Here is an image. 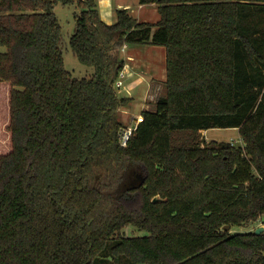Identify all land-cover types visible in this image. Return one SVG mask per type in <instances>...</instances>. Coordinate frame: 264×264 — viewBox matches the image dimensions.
<instances>
[{"label": "trees", "instance_id": "16d2710c", "mask_svg": "<svg viewBox=\"0 0 264 264\" xmlns=\"http://www.w3.org/2000/svg\"><path fill=\"white\" fill-rule=\"evenodd\" d=\"M58 3L79 9L70 45L89 78L66 67ZM139 3L159 21L0 0V264H264V232L225 229L264 217V0ZM133 44L165 47L166 94L124 146L132 98L116 82ZM213 128L244 146L205 142Z\"/></svg>", "mask_w": 264, "mask_h": 264}, {"label": "rangeland", "instance_id": "374dc122", "mask_svg": "<svg viewBox=\"0 0 264 264\" xmlns=\"http://www.w3.org/2000/svg\"><path fill=\"white\" fill-rule=\"evenodd\" d=\"M98 4V3H97ZM157 6V5H156ZM99 7V6H98ZM63 27L64 36V58L66 67L72 72L76 78H89L94 75L95 69L80 62L74 54L70 37L75 29V12L79 11L76 6H65L58 3L55 7ZM104 17H109L108 8H99ZM139 21L156 22L160 19V13L155 7L146 6L140 13H136ZM115 19V18H114ZM6 50L0 46V53ZM125 50H120V56L126 58L128 55L132 57L128 69L131 77H126L124 86L119 89V95L123 97H131L132 101L129 106L122 107L119 111V119L126 128L136 127L137 119L144 110H154L157 100L165 96L166 86L163 80V68L166 69V49L159 45H140L133 44ZM139 51V52H137ZM137 52V53H136ZM126 60V59H125ZM201 137L205 142L226 141L234 143L236 146H244L245 142L236 128H213L202 130ZM134 176L133 178H135ZM264 226V217L262 219L244 224L242 226H232L229 230L232 234L254 232L258 227ZM128 236L145 235L147 232L129 228L125 232ZM105 264H129L123 260L117 262L115 260H106Z\"/></svg>", "mask_w": 264, "mask_h": 264}, {"label": "crops", "instance_id": "0c3cea01", "mask_svg": "<svg viewBox=\"0 0 264 264\" xmlns=\"http://www.w3.org/2000/svg\"><path fill=\"white\" fill-rule=\"evenodd\" d=\"M97 3H98L97 6H99L98 10H99V8H103V7L108 8L110 18L104 17V15L100 12V10H99V13H100L101 18L109 24L116 22L118 9H122V8L128 9L130 11V13L137 19H139V18L136 16V13L137 12L140 13V11H142L146 6L155 7L157 9L156 4H144V5H142L139 3V0H97ZM128 48H129V46L127 45L125 51ZM137 52H139V51H137ZM124 59H126V61H127L126 64H128V66H129L130 62L128 60H131L132 57L128 55ZM128 71H129V69H128ZM129 77H131V75ZM162 79L166 80V69L165 68H163V78Z\"/></svg>", "mask_w": 264, "mask_h": 264}, {"label": "built area", "instance_id": "2783aa9c", "mask_svg": "<svg viewBox=\"0 0 264 264\" xmlns=\"http://www.w3.org/2000/svg\"><path fill=\"white\" fill-rule=\"evenodd\" d=\"M127 47V45H125L123 47V50H125ZM130 71H128V64L125 65L124 69L120 72V76L116 82V86L120 89L124 86V82H125V79L126 77L128 78L130 76ZM141 121H143V115H140L137 119V125L138 123H140ZM137 127V126H136ZM136 127H129V128H126L123 132H122V144L124 146L127 145L128 143V140L132 134V132L136 129Z\"/></svg>", "mask_w": 264, "mask_h": 264}, {"label": "water", "instance_id": "95a60500", "mask_svg": "<svg viewBox=\"0 0 264 264\" xmlns=\"http://www.w3.org/2000/svg\"><path fill=\"white\" fill-rule=\"evenodd\" d=\"M145 180H146L145 176L143 174H141V173H138L135 178H131L129 180V182L127 183V186L136 188V187H139V186L143 185L145 183ZM163 200H165V199L160 198V196H155L153 198V202L154 203L159 202V201H163ZM225 229L229 230L230 229V225H226ZM255 232L257 234L263 233L264 232V226L258 227Z\"/></svg>", "mask_w": 264, "mask_h": 264}, {"label": "flooded vegetation", "instance_id": "af4514ba", "mask_svg": "<svg viewBox=\"0 0 264 264\" xmlns=\"http://www.w3.org/2000/svg\"><path fill=\"white\" fill-rule=\"evenodd\" d=\"M134 175H135V174H134ZM136 175H137V174H136ZM136 175H135V176H136Z\"/></svg>", "mask_w": 264, "mask_h": 264}]
</instances>
